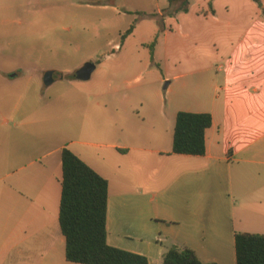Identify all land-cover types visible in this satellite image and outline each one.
<instances>
[{"label":"crops","instance_id":"1","mask_svg":"<svg viewBox=\"0 0 264 264\" xmlns=\"http://www.w3.org/2000/svg\"><path fill=\"white\" fill-rule=\"evenodd\" d=\"M205 2L200 26L184 31L179 13L175 29L164 31L166 38L182 30L176 42L206 47L184 58L200 75L188 103L172 82L167 98L142 88L119 96L108 77L105 94L80 95L77 82L56 76L70 71L16 50V35L30 40L32 20L16 33L13 5L0 0L8 14L0 18V264H81L66 259L59 221L65 147L109 181V244L150 264H163L175 245L205 263L236 264V233L264 234V0L256 18L253 0ZM238 6L244 15L231 18ZM235 25L239 34L225 49L221 36ZM235 53V63L214 67ZM51 70L54 96L44 82ZM180 111L212 115L205 155L172 152Z\"/></svg>","mask_w":264,"mask_h":264},{"label":"rangeland","instance_id":"2","mask_svg":"<svg viewBox=\"0 0 264 264\" xmlns=\"http://www.w3.org/2000/svg\"><path fill=\"white\" fill-rule=\"evenodd\" d=\"M31 4V14L28 16L26 2ZM13 9L6 18L13 20L18 28L24 20H32L30 40L19 41L16 35V50L32 52V61L41 55L42 64L56 67L59 70L70 71L71 74L56 73V76L65 75L81 86L80 95L101 96L107 90L104 87L105 79H116L118 91L122 96L129 95L139 89H144L149 96L155 95L157 90L161 96L167 98L169 85L177 91V98L185 102L195 100L194 88L200 82V75L196 71L198 66L194 61L191 65L184 63L186 56L203 54V45H185L176 42V37L182 30H175L170 36L158 41L155 51L158 66L151 59V44L159 32V23L154 15L161 14L169 6V0H10ZM256 18L258 4L253 5ZM208 5L205 0H194L191 12L182 13L179 22L182 28L200 26L202 14L200 10ZM240 6L230 14L231 18L243 16ZM249 9L252 10L251 7ZM175 17V16H174ZM172 17L165 18V27L175 29L178 24ZM134 26L133 32L122 40L127 30ZM239 25L230 28L222 34V47L231 50V40ZM257 25L251 27L250 33L256 32ZM235 54L222 58L214 63L218 67L235 63ZM175 58H181L179 63ZM231 59V61H229ZM234 61V62H233ZM91 62L98 66L91 79L79 80L72 77L75 71ZM237 63V61H236ZM243 63V62H239ZM71 76V77H70ZM169 77L167 80L163 78ZM75 84V86H76ZM66 85L60 86L63 89ZM57 85H49L47 90L54 96ZM67 90H65L66 92ZM70 91V90H69ZM171 96V95H170ZM188 107V106H186Z\"/></svg>","mask_w":264,"mask_h":264},{"label":"trees","instance_id":"3","mask_svg":"<svg viewBox=\"0 0 264 264\" xmlns=\"http://www.w3.org/2000/svg\"><path fill=\"white\" fill-rule=\"evenodd\" d=\"M253 1L262 8L261 0ZM192 3L193 0H169V6L154 15L160 28L150 48L151 59L157 66L155 47L166 30L165 18L188 13ZM133 29L134 26L130 27L122 40ZM212 123L210 113L178 112L172 152L205 155L206 132ZM62 170L59 221L66 238V259L81 264H150L146 256L108 242L109 181L68 147L62 151ZM235 249L236 264H264V234L236 233ZM163 264L218 263H205L193 249L175 245L164 254Z\"/></svg>","mask_w":264,"mask_h":264},{"label":"water","instance_id":"4","mask_svg":"<svg viewBox=\"0 0 264 264\" xmlns=\"http://www.w3.org/2000/svg\"><path fill=\"white\" fill-rule=\"evenodd\" d=\"M96 65L94 63L88 62L86 63L82 68L78 69L74 73V78L79 80H89L92 77L93 72L96 69ZM54 71H48L45 75L44 82L46 85H51L54 82ZM169 85V82H167L166 87Z\"/></svg>","mask_w":264,"mask_h":264}]
</instances>
